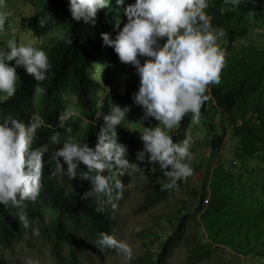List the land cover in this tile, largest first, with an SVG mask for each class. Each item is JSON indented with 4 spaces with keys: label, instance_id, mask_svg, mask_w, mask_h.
I'll return each instance as SVG.
<instances>
[{
    "label": "trees",
    "instance_id": "1",
    "mask_svg": "<svg viewBox=\"0 0 264 264\" xmlns=\"http://www.w3.org/2000/svg\"><path fill=\"white\" fill-rule=\"evenodd\" d=\"M131 2L125 0V5ZM66 5L67 0H44L41 8L23 18L32 35L42 37L37 45L47 52L52 67L39 87L22 68H17L20 78L16 94L11 98H0V115H10L25 124L39 117L41 127L37 129L32 147L48 144V152L43 157L39 195L35 200L25 202L31 225L25 229L18 220L17 209L0 205V247L11 250L18 243H29L30 239L40 237L48 243L54 264H81L85 247L88 244L98 246L95 242L98 233L104 232L116 239L117 219L113 205L121 203L128 193L129 171L127 169L120 176L114 174L115 169L105 170V175L111 176L113 181L119 180L123 187L119 199L114 198L105 204L103 212H98L94 197L80 199L90 188L86 179L70 180L57 172L52 153L61 145L52 144L49 138L55 131L60 133L61 142L72 140L94 146L97 131L103 125L102 116L97 114L107 113L111 104L107 101L109 96L102 94L104 87L91 77L90 72L102 67L104 62L101 33L113 35L126 17L125 5H116L115 0H109L106 7L98 10L95 25H84L72 20ZM205 11L213 27L224 29V36L237 29L245 43L239 46L228 43L222 48L225 63L220 81L208 86L209 99L202 105L198 121L208 134L211 152L222 151L227 123L236 140L232 150L234 165L238 161L245 166L249 157L264 159V49L257 48L251 38L256 28L264 30V7L260 0H242L236 7L226 5L224 0H210ZM43 15L49 19L40 26L38 18ZM58 27L63 32L54 34L61 36L50 44L49 36H45ZM106 47L110 58L118 60L112 48ZM139 58L143 62L144 58ZM131 84L126 85L132 87ZM37 95V102L44 103L40 110L35 107ZM67 96L74 97L79 114H72L61 127L58 117L65 112ZM212 111L219 112L221 124L210 120L208 114ZM191 121V113L186 114L180 121L177 135L172 136L174 142L185 139ZM134 136L135 132L128 125L121 122L116 127L117 141L126 146L128 159ZM153 166L158 173H163L158 164ZM79 167L78 174L86 171L82 163ZM181 182L178 181V185ZM203 185L207 190L203 187L194 208L203 229L201 239L189 241L186 236L189 214L185 213L180 215L155 251H146L133 264H169L174 248L184 241L190 243L186 264L210 261L218 247H225L239 256L264 259V169L250 171L248 168L244 173H235L231 166L218 162L205 170ZM170 191L155 188L145 196V201L150 205L166 198ZM98 247L106 254L116 250ZM0 264L16 263L0 255Z\"/></svg>",
    "mask_w": 264,
    "mask_h": 264
},
{
    "label": "clouds",
    "instance_id": "2",
    "mask_svg": "<svg viewBox=\"0 0 264 264\" xmlns=\"http://www.w3.org/2000/svg\"><path fill=\"white\" fill-rule=\"evenodd\" d=\"M209 2L132 0L125 5V0H115L116 5H125V22L111 36L101 33L102 46H110L118 60L131 64L138 75V88L132 100L142 108V119L153 118L158 122L144 126L139 132L143 147L137 151L136 160L158 164L167 178L162 190L176 189L178 181L192 175L190 139L174 142L169 131L177 128L188 113L193 122H198L200 109L209 99L208 86L219 83L225 63V52L218 43L225 32L212 26L205 11ZM224 2L236 7L242 0ZM108 3L109 0H67L66 6L72 20L95 25L98 10ZM8 15L7 11H0V31ZM48 19L47 15L39 17V25L44 26ZM139 57L144 58L143 62ZM18 67L39 87L52 65L47 52L31 43L9 39L0 45V96L5 99L16 94ZM128 111V105L112 104L107 113L97 114L102 116L103 125L97 131L94 146L72 140L61 142L60 133L55 131L49 138L52 144L61 145L52 153L57 172L70 180L86 179L90 188L80 199L94 197L98 212H103L105 204L114 198L119 199L123 187L119 180L105 175V170L115 169L114 174L122 176L131 166L126 146L116 138V127L126 119ZM71 115L72 111L66 110L58 117L61 127ZM40 127L39 117L25 124L10 115H0V205L17 209L16 215L25 229L31 225L25 202L39 195L43 157L48 152V144L32 147ZM81 163L86 171L78 174ZM95 242L101 248H115L123 254L125 262L132 257L129 244L110 234L98 233Z\"/></svg>",
    "mask_w": 264,
    "mask_h": 264
},
{
    "label": "rangeland",
    "instance_id": "3",
    "mask_svg": "<svg viewBox=\"0 0 264 264\" xmlns=\"http://www.w3.org/2000/svg\"><path fill=\"white\" fill-rule=\"evenodd\" d=\"M43 2L44 0H0V11L9 13L4 29L0 31V45L9 39H14L17 43H31L38 47L37 44L40 43L42 37L33 36L23 18L32 15L41 8ZM260 2L264 7V0H260ZM60 31L63 32V29L55 28L45 38L49 36L47 40L50 44H54L61 36V34H54ZM251 38H253L257 48L264 49V30L256 28ZM218 43L221 48L228 43L239 46L245 43V39L239 36L237 29H234L231 35L222 37ZM50 44H48L49 47ZM45 45L47 48V44ZM103 59L102 67L92 70L90 75L104 87L105 92L102 94L109 96L107 101L111 104L110 107L112 104L128 105L129 111L126 113V119L122 121V124L128 125L135 132L133 146L128 152V160L131 164L128 168L130 176L128 193L121 203L113 205L117 219L116 239L129 244L132 249V257L125 262L123 254L117 250L112 254H106L95 244H88L85 247L81 264H133L146 251H155L160 242L166 238V234L170 233L180 215L185 213L189 214L186 227V236L190 238L189 241L201 239L203 229L197 216H195L194 208L204 187L203 180L207 168L210 169L216 163L223 162L231 166L232 172L244 173L248 168L250 171L264 169V159L249 157L246 159L245 166H241L238 161L234 165L232 150L236 145V140L232 138L231 129L227 123L224 125L226 134L222 151L211 152L204 125L200 121L193 122L192 120L185 133V138L190 139V151L193 153L190 161V166L193 169L192 175L182 180L181 185L171 190L166 198L158 199L147 205L145 196L153 192L155 188L161 189L162 185L167 182V178L162 172L160 174L155 170L154 163L137 161L136 153L143 147L139 132L144 126H153L158 122L153 118L142 119V108L132 100V94L137 90L139 82L134 67L131 64L110 58L106 46L103 47ZM17 74L19 79L20 75ZM128 83H132V87H128L126 85ZM0 98L3 99L2 96ZM35 99L36 110H40L44 103L37 102L38 95ZM64 109L65 111L71 110L72 114L75 112L79 114L75 106V99L72 96L65 97ZM208 116L215 124H221L218 111L209 112ZM177 128L170 130L169 135H177ZM204 190H207V187H204ZM145 204L147 206L141 207ZM136 227H139L140 231H135ZM189 247L190 243L187 241L176 246L169 264H186ZM0 255L16 264H54L48 243L40 237L30 239L29 243H18L11 250L0 247ZM201 264H264V259L239 256L225 247H218L215 257Z\"/></svg>",
    "mask_w": 264,
    "mask_h": 264
}]
</instances>
